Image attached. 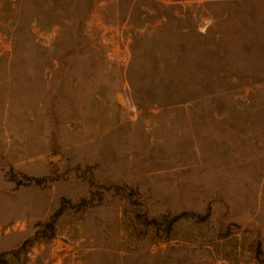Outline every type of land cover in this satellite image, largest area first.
I'll return each mask as SVG.
<instances>
[{"label":"rangeland","instance_id":"rangeland-1","mask_svg":"<svg viewBox=\"0 0 264 264\" xmlns=\"http://www.w3.org/2000/svg\"><path fill=\"white\" fill-rule=\"evenodd\" d=\"M0 264H264V0H0Z\"/></svg>","mask_w":264,"mask_h":264},{"label":"trees","instance_id":"trees-1","mask_svg":"<svg viewBox=\"0 0 264 264\" xmlns=\"http://www.w3.org/2000/svg\"><path fill=\"white\" fill-rule=\"evenodd\" d=\"M40 182H41V181H39V180H35V183H36V184H39ZM183 215H184V213H180V214L174 216L173 218H171V220L169 221V223H170V222H175L176 220H178L179 218H181V216H183ZM151 222L154 223V224L157 223V221L154 220V219H152Z\"/></svg>","mask_w":264,"mask_h":264},{"label":"water","instance_id":"water-1","mask_svg":"<svg viewBox=\"0 0 264 264\" xmlns=\"http://www.w3.org/2000/svg\"><path fill=\"white\" fill-rule=\"evenodd\" d=\"M116 100L118 103L123 104L125 102L124 96L121 92H116Z\"/></svg>","mask_w":264,"mask_h":264}]
</instances>
